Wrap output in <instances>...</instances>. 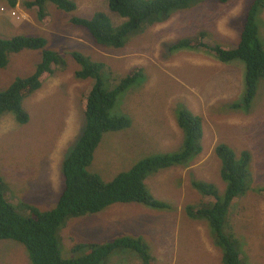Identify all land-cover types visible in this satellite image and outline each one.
I'll return each mask as SVG.
<instances>
[{
  "label": "rangeland",
  "instance_id": "obj_1",
  "mask_svg": "<svg viewBox=\"0 0 264 264\" xmlns=\"http://www.w3.org/2000/svg\"><path fill=\"white\" fill-rule=\"evenodd\" d=\"M18 1L19 5L16 6L11 0H0V36L43 37L48 42L47 48L58 53L65 62L64 68L62 65L55 66L54 75L25 101L24 107L30 114L27 124L18 123L11 113L0 116V176L6 184L7 200L21 215L26 216L29 206L42 211L55 207L64 188L63 163L84 131L81 100L93 85V79L78 78L82 67L73 58L74 52L90 58L94 63L106 65V71H109L113 81L121 80L135 67L144 69V77L119 96L112 111L113 116L126 117L134 126L106 133L95 153L96 169L92 165L89 168L91 173L109 182L119 173L130 170L138 161L175 152L183 143V132L178 133L170 128V121L164 120L165 112L149 113L155 107L164 110L172 106L169 111L177 117L179 110L189 109V105L181 98L184 82L177 81V76L183 75L186 82L204 75L203 88L199 93L202 106L211 99L208 93L225 90V76L217 67H198L185 60L194 65L192 69H184L174 67L173 58L169 64L161 61L162 58L171 57L174 38L176 42L195 38L197 34L205 32L206 38L213 39L211 41L214 44L235 47L240 41L238 30V36L233 39L226 37L225 42H222V28L218 27L214 19L222 17L218 13L224 12L228 23L231 20L238 21L237 16L240 15H246V23V13L253 0H226L224 3L202 0L198 5L188 8L192 10L188 15H177L182 11L174 12L173 15H177L175 21L168 20L142 31V34L130 38L123 48L98 45L87 30L71 22L73 17L90 20L103 12L111 16L114 26L118 27L123 19L111 13L110 0H69L78 6L71 13L48 2L45 11L51 16V23L47 26L40 21L37 8L27 6V3L35 0ZM257 23L260 28L259 39L264 47V9L258 15ZM167 26L168 31L165 28ZM127 46L129 50L124 51ZM131 52L133 56H127ZM173 52L176 53L174 56L181 59L186 55L179 53L180 50ZM185 52H203L204 56H215L209 49ZM41 58V51L25 50L12 54L8 66L0 69V91L7 89L18 77L34 74ZM154 58L164 64L170 76L169 83L163 80V75L151 63ZM235 62H241L246 67L241 60ZM152 77H159L160 82L149 87ZM159 90L170 91L171 96L165 98L159 95ZM244 91L243 73L240 88L238 85L232 89L227 87L228 98L219 102L223 104L222 110L208 112L210 119L203 125V151L190 165L151 173L146 180L149 191L159 201L175 208L168 215L153 213L156 216H151L150 212L146 215L130 214V222L139 224L141 237L158 264H224L223 252L215 244L213 230L208 222L192 220L184 212L185 206L208 204V198L194 187V182L214 185L221 196L225 193L226 183L221 177V162L215 149L222 142L229 145L238 157L247 151L252 158L249 190L230 204L225 232L238 240L242 264H264V193L260 192L264 190V80L260 81L248 112L244 107L235 115L223 111L226 107L241 105ZM187 101L194 104L190 99ZM232 120L235 122L232 123ZM118 206L123 208L127 205ZM142 208L148 209L145 206ZM110 219L111 216L98 215L70 219L61 230L63 258L86 256V250L79 253L73 251L75 244L93 242L92 231ZM116 254L119 253L110 257L109 264ZM27 255L23 245L12 240L0 241V264H31ZM123 263L118 259L115 264Z\"/></svg>",
  "mask_w": 264,
  "mask_h": 264
},
{
  "label": "trees",
  "instance_id": "obj_2",
  "mask_svg": "<svg viewBox=\"0 0 264 264\" xmlns=\"http://www.w3.org/2000/svg\"><path fill=\"white\" fill-rule=\"evenodd\" d=\"M17 1L11 0L13 5ZM196 1L110 0V11L125 19L118 27L114 26L110 16L103 12L97 13L90 20L73 17L71 22L86 29L97 44L123 48L130 38L140 35L142 31L157 23L165 22L174 12L187 9ZM48 2L68 13L77 9V5L69 0H35L27 3L28 7L37 8L39 19L45 26L51 23V16L45 11ZM263 9L264 0H253L249 5L241 39L235 48L214 44L209 37L206 38L205 32L199 33L195 38L178 40L171 47L172 52L209 49L224 63L242 60L246 65L244 100L241 105L233 107H244L247 112L257 95L260 81L264 80V47L259 39L260 28L257 23V17ZM47 45L48 42L43 37L0 36V69L8 66L12 54L25 50L42 52L41 61L34 74L18 77L7 89L0 91V115L11 113L20 124L30 121L24 102L54 75L55 66L65 67L62 57L48 49ZM72 56L82 67L77 74L78 78H91L93 85L83 94L81 100L85 118L84 131L63 163V191L53 209L42 211L29 206L25 216L7 200L6 184L0 176V241L12 240L23 245L31 264H109L113 254L125 250L135 252L142 264H158L144 238L135 235L120 236L106 243H78L73 251L79 253L86 250L87 255L63 258L61 230L70 219L96 215L109 207L114 210L113 206L118 205L139 204L157 211L174 210L171 204L159 201L149 191L146 180L151 173L169 170L175 166H188L202 153V119L189 109L179 110L176 120L183 132V143L177 151L144 158L130 170L119 173L109 182H104L98 174L91 173L89 168L106 133L118 132L132 126L130 119L113 116L112 111L119 96L144 77V69L135 67L121 80L113 81L103 63H94L78 52H74ZM216 154L221 162L222 180L226 183L225 193L221 196L214 185L194 182V187L208 198V204L200 207L187 206L185 213L190 219L208 222L213 230L215 244L223 252L224 264H242L238 240L231 233L225 232V225L232 201L249 190L252 158L247 151L238 157L226 144L218 145ZM260 192L264 193V190ZM113 214L114 211L111 215ZM65 231L66 229L63 236Z\"/></svg>",
  "mask_w": 264,
  "mask_h": 264
},
{
  "label": "crops",
  "instance_id": "obj_3",
  "mask_svg": "<svg viewBox=\"0 0 264 264\" xmlns=\"http://www.w3.org/2000/svg\"><path fill=\"white\" fill-rule=\"evenodd\" d=\"M201 2H202V0H197L189 8L196 6ZM222 3H224V2H222ZM179 11H182V12L178 13L177 15H179V14L188 15L189 13L192 12V10L188 9V8L183 9V10H179ZM212 12L218 13L217 10H212ZM218 14L221 15L222 17H218V18L214 19V21L217 23L219 28H222L220 30V33H222V36L224 38L222 42H225L226 37L229 39H233L235 36H238L236 34V30H238V32H239L238 34H240V36H241L242 32L240 33V31L243 30V27L245 25L246 15L237 16L238 21L236 19V20H231L228 23L226 21L227 17L225 16L224 12L218 13ZM177 15H172L168 20L175 21V19H176L175 17ZM242 19H243V22H242ZM168 20H166V21H168ZM163 22H160V23H163ZM238 22H240V23H238ZM160 23H157V24H160ZM157 24H155V25H157ZM155 25L145 29L143 32H145L148 29L153 28ZM165 28L168 31L169 26H167ZM209 35H211L210 31H209ZM211 40H213V39H211ZM174 42H175V38H174L172 46H174ZM123 50L124 51L129 50L128 46L126 48H124ZM185 51L186 50H182L179 52V53L186 54L185 56H183V59L174 56V55H176V53L171 51L170 52L171 57H169L168 59L162 58L161 61L165 62L166 64H169L173 58V60H174V63H172L173 66L176 68H184V69L185 68L192 69V65H194V64H190L188 62H193V63L197 64L195 66H198V67H200L201 65L202 66H208V67H217L220 69V73H223L225 76V90L224 91L220 90V92L218 91V92L208 93V95L211 99H210L209 103H205L204 106H202L201 101L199 99L200 97H202L199 93H200L201 89L203 88L204 75L201 77H193L186 82L184 80L185 77L183 75L177 76V81H180V83L184 82V84L181 87V93L183 94V97H184V98L181 97L183 102L187 103L189 105L188 106L189 109L195 115L199 116L202 119V124L204 125L205 122L210 119V115L208 113V112H210V110H211V112H214V111H217L220 109L222 110L223 104L219 103V102H221V100L228 98L229 93L226 92L227 87H230L232 89L233 87L238 85V87L240 88L242 75H243V73L244 74L246 73V67H244V65L241 62L232 61L229 63H224V62L220 61V59L216 56H208V57L204 56L203 52H185ZM132 54L133 53L131 52L127 56H133ZM185 60H187L188 62ZM151 63L156 68V70L163 75V77H164L163 80L166 81V83H169L170 76L167 74L164 64L159 62L156 58L151 60ZM161 64H163V65H161ZM158 82H160L159 77H152L150 84H149V87L155 86ZM159 95L166 98V97L171 96V92L166 91V90H159ZM187 99L192 100L194 104L189 103L187 101ZM171 109H172V106H169L167 109H164V110L155 107L153 112H151L149 110V113L157 114L160 111H162V113L165 112L164 120L170 121V123H171L170 128L174 129L178 133L180 131V133H181L182 131L180 130V128L177 124V120H176L177 117L172 116V114L169 111ZM226 110L229 113L231 112L230 114L235 115V114L239 113L238 110H240V108L235 109V108H232V106H230L228 108L226 107L225 110H223V111H226ZM148 119L150 120V117ZM231 122L233 123L235 121L232 120ZM133 126L134 125L132 124V127ZM203 137H204V135H203ZM228 138H229V136H228ZM230 140H232V139L230 138ZM221 144H225V143L222 142L218 145H221ZM216 147H215V149H216ZM95 162H96V157H95L94 162L92 164V166L94 168H95ZM124 205H127V206H123V208H117L119 206H113L114 210H111V208L109 207L105 211H103L99 214H96L100 217H103V216L108 217L109 215L112 214L113 211L115 212V214L111 215L112 219L108 220L105 223L100 224L101 226L99 228L92 231V236L94 238L93 242L106 243V242L112 240L111 238H117V237L125 236V235L142 236V231H140L139 224L130 222V218L132 216L130 214H132L133 212L138 213V214L144 213L145 215L149 214L148 212H150L151 214H149V215L156 216V214H153V213H161V214L168 215L169 213L175 211V208L173 211L166 212V211H157V210H153V209L148 210L146 208H142L143 206L139 205V204H124ZM118 253L119 254H116L117 256H116V258H114V260L112 261L111 264H115L116 260H118V259L119 260L121 259L124 262L123 264H142L139 256L135 252L125 250V251H120Z\"/></svg>",
  "mask_w": 264,
  "mask_h": 264
},
{
  "label": "clouds",
  "instance_id": "obj_4",
  "mask_svg": "<svg viewBox=\"0 0 264 264\" xmlns=\"http://www.w3.org/2000/svg\"><path fill=\"white\" fill-rule=\"evenodd\" d=\"M15 5L18 6V5H19V1H17V3H16ZM77 8H78V6H77ZM111 13H112V12H111ZM113 14H115V13H113ZM247 14H248V12H247ZM116 15H117V14H116ZM172 15H173V14H172ZM172 15H171V16H172ZM118 16H119V15H118ZM119 17H120V16H119ZM110 18H111V16H110ZM120 18H121V17H120ZM122 19H123V18H122ZM124 21H125V19H123V22H124ZM123 22H122V23H123ZM122 23H121V24H122ZM72 24H73V23H72ZM85 30H86V29H85ZM88 33H89V32H88ZM241 34H242V33H241ZM90 36H91V35H90ZM91 38H92V37H91ZM92 39H93V38H92ZM240 39H241V36H240ZM93 40H94V39H93ZM94 41H95V40H94ZM95 42H96V41H95ZM239 42H240V41H239ZM98 45H99V44H98ZM218 45H219V44H218ZM238 45H239V43H238ZM238 45H237V46H238ZM101 46H102V45H101ZM220 46H221V45H220ZM237 46H235V47H237ZM235 47H231V48H235ZM228 48H230V47H228ZM215 56H216V55H215ZM216 57H217V56H216ZM236 60H239V59H236ZM233 61H235V60H233ZM241 61H242V60H241ZM231 62H232V61H231ZM225 63H229V62H225ZM36 92H37V91H36ZM36 92H35V93H36ZM244 92H245V91H244ZM29 98H30V97H29ZM27 100H28V99H27ZM24 103H25V102H24ZM232 108H234V107L232 106ZM240 108H242V107H240ZM25 109H26V108H25ZM235 109H237V108H235ZM27 112H28V111H27ZM28 113H29V112H28ZM6 114H7V113H5V114H3V115H6ZM3 115H2V116H3ZM29 115H30V114H29ZM0 116H1V115H0ZM203 135H204V133H203ZM216 155H217V154H216ZM185 208H186V207H185ZM185 208H184V211H185ZM172 211H173V210H172ZM188 218H189V217H188ZM192 220H193V219H192ZM196 221H198V220H196Z\"/></svg>",
  "mask_w": 264,
  "mask_h": 264
}]
</instances>
